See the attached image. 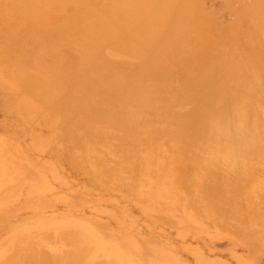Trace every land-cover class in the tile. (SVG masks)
I'll return each instance as SVG.
<instances>
[{
	"label": "rangeland",
	"instance_id": "obj_1",
	"mask_svg": "<svg viewBox=\"0 0 264 264\" xmlns=\"http://www.w3.org/2000/svg\"><path fill=\"white\" fill-rule=\"evenodd\" d=\"M32 1L0 0V264H105L107 261L112 264H264V193L252 194L259 201L256 200L258 203L251 210L258 213H251L250 208L248 212L244 200L247 197L232 189L235 183L242 184L237 175L222 163L207 173L200 167L197 173L205 172L204 189L219 184L227 193L226 198L213 202L216 207L223 205L216 208L217 212L213 211L218 214L205 217L203 209L208 205L200 202L205 198L201 200L202 195L187 188L196 168L183 150L186 142L173 144L175 148L170 146L167 126H174V122L166 124V129L159 126V121L156 122L159 125H151L148 130L140 126L137 136L117 128L108 131L110 126L107 128L103 123L104 137L100 133L98 140L89 130L91 125L85 127L86 116L83 115L84 122L79 113H60L66 104L63 92L56 95L58 98L44 100L40 89L29 93L20 83L9 81L16 71L14 58L29 59L41 51L45 53L43 65L67 67L47 71L53 73L49 79L57 76L61 81L67 80L69 86L76 82L74 70L70 69L74 66L71 63L75 53L53 49L105 52L119 47L107 44L106 38L110 36L113 40L125 34V29L113 26L114 23L78 20L83 16L77 15L75 0ZM195 2L207 16L200 13L193 22H179L174 29L168 21L150 22L156 25L150 29H142L144 22H125L127 32L137 37L129 45L144 51L143 42L152 35L157 36L155 41L161 38V42H167L162 51L191 53L195 60L201 59L206 53L199 52L204 51L213 58L230 54L245 61L252 55L250 51H255L257 62L264 63L260 62L264 61V5L260 6L261 11L253 5V0ZM241 10L259 13L256 20H244L239 17ZM98 24H105L101 29H107V37L104 31H100L103 36L99 35ZM128 47L125 45V49ZM177 54L176 59L168 62L174 66L171 88L180 93L185 89L182 81L189 80H184L186 72L182 73V64L179 65L183 53ZM169 97L175 103L176 94ZM257 101L264 107V95L257 97ZM192 108L191 103L176 106L175 119L182 120ZM154 117L150 118H159ZM74 118L81 119V128L91 134L80 130ZM88 120L91 122L89 117L87 123ZM126 134L132 136L129 139L132 145L127 140L129 136L123 137ZM143 136H147L145 142ZM148 145L150 150L155 146V152H150ZM176 149L183 151L185 156L179 158L185 159L173 161ZM148 151L161 166H152L147 179L142 180L140 159ZM163 173L171 179L169 188L178 202H175L177 208L147 194L149 186L156 184ZM254 175L253 183H264V163L255 167ZM235 208L241 218L233 212ZM228 209L233 215L226 214ZM219 211L226 214V221H221ZM230 216L234 218L229 219ZM252 216H258L257 224L253 222V228H248L251 230L242 231L243 224L247 227L246 221ZM77 246L82 253L76 252Z\"/></svg>",
	"mask_w": 264,
	"mask_h": 264
},
{
	"label": "bare ground",
	"instance_id": "obj_2",
	"mask_svg": "<svg viewBox=\"0 0 264 264\" xmlns=\"http://www.w3.org/2000/svg\"><path fill=\"white\" fill-rule=\"evenodd\" d=\"M28 1L30 2L32 0ZM147 1L143 0L140 2L141 8L147 6L144 8L147 10L140 12L146 18L144 21H141L142 23L144 22L142 29L155 28L156 25H150V22H161L162 20L155 19L156 16L157 18H159L160 15L168 16L170 14L171 16L174 8L170 5L171 2L167 0L162 1L160 4H158V0ZM29 2H27V5H31ZM261 2L262 4L260 5ZM253 3L255 7L259 6V9L257 8L258 10H261L260 6L264 5V0H253ZM130 4H132V2ZM133 4L131 6H134ZM246 11L248 12V10L240 11L241 18H244V20L245 18H250L251 21L256 20L255 16L259 12L255 13L256 11L253 12L250 10V12H253L251 16L250 12L246 13ZM194 14L196 15V13ZM248 15L249 17H247ZM167 18L170 17L168 16ZM170 19L166 21L172 22L171 28H176V24L179 23V21ZM110 23H114L115 25L113 26L121 28L123 31L125 29L124 33L125 36H127L125 45L129 46L128 49L124 48L125 51L106 53L112 54L114 58H110L109 55H104L105 52H101L99 49H81L76 52H70L72 54L75 53L74 62L71 63L72 65L74 64V66H71L70 69L74 70L76 82L71 81L72 83L68 86L66 83L67 80L61 81V78L59 79L57 76L49 79V75L53 73H48L47 71L50 70L52 72L55 69L67 67L61 65H43L42 61L45 53L41 51L34 53L35 55L29 59L21 56L14 58V67L16 71L10 75L9 81L13 84L20 83L29 93L40 89L41 97L44 100L54 99L57 94L59 96V93L63 92L65 94L64 101L66 104H63L60 113H64L65 115L79 113L83 121L85 120L83 119V115L87 118L89 117L91 122L88 120V123L87 118L84 117L86 118V122L84 121L85 127L91 125L89 130L92 133L94 132L95 134L93 136L96 135L97 138V135H100L102 129L105 128L103 123H106L107 128L110 126V129H107L108 131H112L111 128H117V130L121 129L120 131L122 132L124 130V132L126 131L128 134L134 136L140 132V126L144 130H148V127L155 125L157 121H159L158 123H160V125H156L164 128L166 124L172 125L171 123L174 122V126H169L171 130L167 126V130L169 129L168 136L170 138V143H172L170 146L183 140L186 142L183 150L186 152L185 155L189 157L186 156L187 159L193 162L196 168V172L193 171V177L187 188L189 187L188 189L192 192H196L197 195H202V197L200 196L201 200L203 197L205 198V200H199L202 202L201 204L207 203L208 205L205 210L203 209L204 216L210 217L215 215L216 213L213 211L218 210L216 209L217 207L223 206L216 207V204H214L215 201L217 202L218 198L227 195L226 191L221 188L219 184L211 186L207 190L203 188V174H205V172H210L214 166L219 163L226 165L230 171L237 175L240 183L242 182V184L238 186L235 181V184L232 185V189L238 195L248 198L244 199L248 206L246 209L249 212L248 209L250 208V212L252 213L259 201V198L255 199V197H252V194L257 192L264 193V183H253L255 167L259 165V163H264V107L259 106L258 101H261L260 99L257 101V97L264 95V63L257 62L256 55H254L255 51H250L252 55L246 59L247 61H240L238 60L239 58L237 59L230 54H226L222 57L220 55L219 59L213 58L204 51H200L199 53L206 54H204L201 59L195 60L193 59L194 55H190L191 53L185 54V52L175 50L168 51L166 49V51H162L161 48H165L167 42H161V38L155 41L154 37L157 38V36L152 35H148L146 37L147 42H143L142 47L146 48L144 51L138 50V48L133 49L129 45V41L136 39V35L133 33L130 34V32L128 33L127 27L123 22L115 21ZM99 25L100 24L96 25V27L98 26L97 30L99 27L100 29L103 28L105 24ZM93 26L95 27V25ZM100 29L98 30L100 33L99 35H101L100 31H104V29ZM104 32H106L104 36L107 37V29ZM103 34L101 36H103ZM106 39L109 40L107 41ZM106 39L107 42H116V45H121L120 42L117 43L118 40L110 39V36ZM155 47L158 49L155 50ZM13 52L16 54L18 51ZM177 53H183L180 55L182 58L180 59L179 65L182 64V73L186 72L185 79L182 74L183 79L189 80L187 81L188 83L182 81L185 89L183 91L181 90L182 92L180 91V93H176L171 88L173 82L172 77H174L172 69L174 66L168 62L169 59H176ZM132 61L134 62L132 63ZM27 67L28 69L31 68L29 70L32 72L27 71ZM171 93L176 94L175 103H172V98L169 97ZM184 103H191L193 108L183 118L182 116L184 114L181 116L182 120H176L175 117H177V114L174 108ZM150 114L159 118L154 117L155 119H151L150 117L152 116H150ZM79 115H77L78 118L81 117ZM146 115L148 119H151L150 121L148 119L145 120ZM72 116L75 117V114ZM76 119L77 118H74V120ZM78 120L79 119H77V122L79 123L78 127L80 130H87L88 127L87 129L81 128L83 121H80V119L79 122ZM77 122L76 125L78 124ZM73 124L74 123H72V125ZM76 125H73V127H76ZM102 126L104 127L102 128ZM89 130L85 132L90 133ZM105 130H103V132L107 135V131ZM141 133L143 135V132ZM128 134L123 137H128ZM101 135V138H103L104 134L101 133ZM137 135H140V133ZM144 136L141 138L145 142L147 136ZM131 138L129 136L127 140L129 141ZM99 139L100 138H98V140ZM122 140H124V138H122ZM127 140L125 139L126 142ZM133 140L136 139L133 138L132 141ZM129 142L132 145L131 141ZM133 142L135 143V141ZM135 144L137 145L139 142L137 143L136 141ZM149 146L150 145H148L147 148H149ZM152 146L151 149L153 148L152 150L154 151L155 146ZM172 147L175 148L174 146ZM152 150H150V152ZM150 152L148 151L145 153L141 159L137 158L140 159V166L143 164L144 168H142L144 174L142 173L143 175L141 174V178L139 179H147L148 172L151 170L152 166H161L160 162L155 160L156 156L153 152V157L155 159H152ZM171 152L173 151L171 150ZM182 153L183 151L181 152L176 149L172 157L174 158L173 161L175 162L176 159L178 160L179 157H182V155H184ZM201 154L202 156L200 157L199 155ZM179 159L182 160L185 159V157ZM200 167H203V171H205L203 174L197 173V169H200ZM170 182V177L163 173L156 184L153 183L149 186L150 188L147 194L153 200H165L171 203L173 207L177 208L176 205L178 202L175 200L171 188H169V185H171L169 184ZM206 200H210V202L208 203ZM256 200H258L257 203ZM219 201L221 202L222 200L220 199ZM175 202L177 203L175 204ZM236 202L239 204L238 201ZM231 203L232 202H230V204ZM227 204L229 203L227 202ZM228 207L230 208L231 205ZM238 210L244 212L243 209L241 210L238 208ZM222 212L225 211L223 210ZM222 212L220 219L223 222V220L226 221L227 219L225 215L232 211L228 209L225 215H223ZM233 212H237V209ZM233 212L230 213V215H233ZM255 212L256 213H253H258L257 211ZM236 214L240 215V212L235 213V215ZM241 216L242 215H240V218ZM258 216L250 217L252 218L251 221L248 217L249 221H246V223L248 222L247 227L246 224H243L245 226L241 228L242 231L251 230L253 228L252 223L255 222V219L257 221ZM211 218L213 219V217ZM231 218L234 217L230 216L229 219ZM245 220H247V217L243 219V222ZM255 224L257 223L255 222ZM250 227L252 228L248 229ZM77 250L80 253L83 252L81 248L78 249V246L76 252ZM105 264L112 263L107 261Z\"/></svg>",
	"mask_w": 264,
	"mask_h": 264
},
{
	"label": "crops",
	"instance_id": "obj_3",
	"mask_svg": "<svg viewBox=\"0 0 264 264\" xmlns=\"http://www.w3.org/2000/svg\"><path fill=\"white\" fill-rule=\"evenodd\" d=\"M75 1H76V3L74 4V6H76L77 11L79 12V13H77V15L83 16L80 19H78L80 21H84V20L88 19V21H95V22H98V21L99 22H101V21H107V22L117 21L118 22V21H120V22L125 23V22H138V21L141 22L142 20L144 21L146 19L145 16H143V14L140 13V12L147 10V9H144L147 6H143V8H141L140 2L143 0H75ZM162 1H166V0H158V2H159L158 4H160ZM167 1L171 2L170 5H172V7H174L172 10L171 16H170V14L168 15L172 19L167 18L166 17L167 15H165V16L160 15L159 18H157V16H156L155 19H160L162 21H166L168 19H170V20L174 19V20L179 21V22H183V21L193 22L195 20L194 16H200V13L202 16L203 15L207 16L203 12L200 5L197 4V2H195V0H167ZM131 2H132V4L135 3V4H133L134 6H131L132 5V4H130ZM147 2H149V1H147ZM137 4H138V6H137ZM132 7H134V8H132ZM195 7H196V9H195ZM194 13H196V15ZM88 14H89V17H87ZM75 15H76V13H75ZM92 17H93V19H92ZM239 17L241 18L240 15H239ZM195 18H197V17H195ZM234 26H236V25H234ZM126 38H127V36H125V34H121V35L116 37V40H118L117 43L120 42L121 45H116L115 44L116 42L115 43L110 42V41L107 42L109 39H106L107 44H109L113 47H115V46L116 47L119 46V47H117V49H110V48H108L109 46H107L108 49H105L103 51L108 52V53L125 51L124 48H125ZM53 51H62V52H73L74 51V52H76L79 50L78 49H64V50L63 49H53Z\"/></svg>",
	"mask_w": 264,
	"mask_h": 264
}]
</instances>
